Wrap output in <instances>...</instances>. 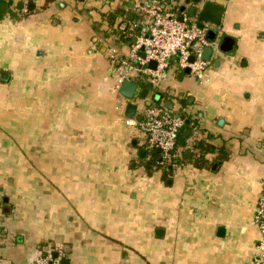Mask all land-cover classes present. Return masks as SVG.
Returning a JSON list of instances; mask_svg holds the SVG:
<instances>
[{
  "label": "crops",
  "instance_id": "1",
  "mask_svg": "<svg viewBox=\"0 0 264 264\" xmlns=\"http://www.w3.org/2000/svg\"><path fill=\"white\" fill-rule=\"evenodd\" d=\"M138 1L0 0V264L47 249L59 264H252L264 0H209L222 13L206 81L170 66L157 86L133 77L146 92L126 102L104 49L133 42ZM158 2L187 15L185 0ZM154 100L193 125L178 163L150 164L125 124L128 104ZM192 139L214 151L196 159Z\"/></svg>",
  "mask_w": 264,
  "mask_h": 264
},
{
  "label": "built area",
  "instance_id": "2",
  "mask_svg": "<svg viewBox=\"0 0 264 264\" xmlns=\"http://www.w3.org/2000/svg\"><path fill=\"white\" fill-rule=\"evenodd\" d=\"M135 16L136 22L130 28L132 31L138 30V33L133 37V42L104 49L115 75L114 90L117 95L122 81H131L133 77L143 76L153 86H157L170 66L181 72L187 69L198 83L206 81L209 62L203 59L202 54L206 47H211L213 51L214 47L207 36V31L213 30L212 24L202 23L199 28L196 20L152 0H139L135 4ZM179 16H182L181 20ZM125 38H132L131 32L128 31ZM124 47L127 48L122 55ZM152 62L155 66L149 67ZM135 98L124 100L132 102ZM140 107L139 111H135V114L140 113V119L136 120L134 114L132 119L125 118V124L136 128L147 150L158 149L161 161H169L184 127L183 119L162 100L143 103ZM260 186L264 195V180ZM252 224L258 232L252 264H263L264 196L257 204ZM32 264L59 263L53 257L52 250L47 249L38 251Z\"/></svg>",
  "mask_w": 264,
  "mask_h": 264
},
{
  "label": "water",
  "instance_id": "3",
  "mask_svg": "<svg viewBox=\"0 0 264 264\" xmlns=\"http://www.w3.org/2000/svg\"><path fill=\"white\" fill-rule=\"evenodd\" d=\"M152 1H159V0H152ZM185 4L187 5L189 4L187 16L191 19L196 20L197 26L199 28L202 27V23H209L212 25H218L220 23L221 13H222V7L220 5L215 4L209 0H191L190 2L189 0H185ZM184 9L185 6L180 7L179 13H183ZM130 15L132 18V14ZM179 19L181 20L182 16H179ZM211 54H212V48L206 47L203 50L202 57L204 60L208 61ZM190 61H192V58H190ZM154 66L155 63L153 62L149 64V67H154ZM184 73L189 74V71L186 69L184 70ZM145 92L146 91L143 90L138 94L137 85L130 80H123L118 88V93L128 100H131L133 97L137 96V94L143 97L142 94H144ZM168 108H170V106ZM135 111H136V106L132 104H128L125 108L124 116L126 118L132 119L135 114ZM137 119L139 120L140 117H137ZM188 124H189L188 120H184V125L188 126ZM189 133L190 131L188 129H185L182 132L183 138L179 140L180 145L184 144V138H186L189 135ZM157 152H160V150L157 149ZM145 153H146L145 149L141 150L140 157L143 158ZM53 257L56 259L57 258L56 254H54ZM60 264H67V261L61 260Z\"/></svg>",
  "mask_w": 264,
  "mask_h": 264
},
{
  "label": "trees",
  "instance_id": "4",
  "mask_svg": "<svg viewBox=\"0 0 264 264\" xmlns=\"http://www.w3.org/2000/svg\"><path fill=\"white\" fill-rule=\"evenodd\" d=\"M53 0H44V6H46L48 3H50V2H52ZM173 10H175L176 8H172ZM137 82V81H136ZM137 84H139V83H136V85ZM142 87L143 88H148V86L145 84V83H142ZM162 95V94H161ZM164 95H162V97H163ZM192 128H193V125H188V126H186V127H184L183 129H182V131H181V134H180V137H179V139L180 138H183L182 137V132L185 130V129H188L189 131H190V133H189V135L186 137V138H184V140L185 141H187L188 139H190L191 137H192ZM194 136V135H193ZM184 146L185 145H183V146H180L179 145V140H178V142L176 143V149L177 148H180V149H183L184 148ZM191 149H193L194 151H198V155H197V157H196V159H199V160H201L202 158H203V156H204V154H206V153H210V152H213L214 151V147L212 146V145H210V144H208V143H206V142H204V141H202V140H196V139H192L191 140ZM148 152H149V154H150V158H149V163L151 164V163H154V162H156V161H158V158H159V154H158V152L156 151V149H154V150H148ZM189 152V151H188ZM184 157V156H183ZM192 158V157H191ZM191 158H189V159H185V158H183V159H185V160H190ZM173 162H175V163H178V161L174 158V157H172L171 156V158H170V163H173ZM159 163V162H158ZM156 164L158 167H160V168H162L163 169V172H165L166 171V169L165 168H167V167H163L162 165H160V164Z\"/></svg>",
  "mask_w": 264,
  "mask_h": 264
},
{
  "label": "rangeland",
  "instance_id": "5",
  "mask_svg": "<svg viewBox=\"0 0 264 264\" xmlns=\"http://www.w3.org/2000/svg\"><path fill=\"white\" fill-rule=\"evenodd\" d=\"M212 35V30L207 31V36H211Z\"/></svg>",
  "mask_w": 264,
  "mask_h": 264
}]
</instances>
